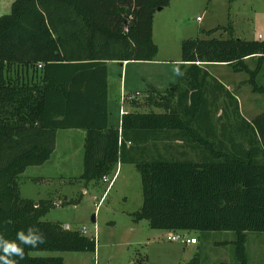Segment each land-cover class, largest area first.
I'll return each instance as SVG.
<instances>
[{"label": "trees", "instance_id": "16d2710c", "mask_svg": "<svg viewBox=\"0 0 264 264\" xmlns=\"http://www.w3.org/2000/svg\"><path fill=\"white\" fill-rule=\"evenodd\" d=\"M168 5L15 0L0 16V233L15 239L35 226L46 238L25 248L20 264H64L32 252H95L94 238L41 220L52 201L20 196L21 175L45 164L56 133L66 130L85 133L79 176L85 187L118 164H132L143 198L130 215L134 222L174 233L232 232L236 264H248L247 233H264V112L247 121L234 94L207 68L245 74L251 91L264 96V41L238 39L232 26L204 32H226L222 39L183 40L179 83L165 92L148 87L142 95L144 104L163 112L125 113L120 129L108 123L107 63L154 61L153 18ZM185 264H202L200 255Z\"/></svg>", "mask_w": 264, "mask_h": 264}, {"label": "rangeland", "instance_id": "374dc122", "mask_svg": "<svg viewBox=\"0 0 264 264\" xmlns=\"http://www.w3.org/2000/svg\"><path fill=\"white\" fill-rule=\"evenodd\" d=\"M262 18L264 0H169V5L161 11L157 10L153 18L152 40L158 47L155 60L148 64L131 63L123 72L120 64L108 66L112 112L120 107L115 101L118 97L120 99V74L127 84L126 91H131L133 95L137 91L143 94L144 89L150 86L165 92L179 83L180 76L176 75L175 69L181 60L183 40L222 39L226 37V32L219 31L210 37L204 32L229 26L233 27L238 39L252 37V32L253 37H257L264 32ZM207 71L230 86L239 111L247 121L264 112V96L251 94L250 87H241L239 81L242 74H235L222 65L208 67ZM142 94L136 97V102L141 105L136 108L137 113L148 111ZM218 103L221 106L223 99H219ZM128 109L132 108L129 106ZM153 111L156 113L158 110ZM66 134L59 131L55 159L41 168L30 167L21 175L18 180L20 196L35 202L52 201L55 206L41 220L68 225V229L81 233L86 230L83 235L96 241L95 252H32V257H58L63 259L64 264H185L199 254L202 264H236L232 245L235 236L232 232H209L204 235L180 232L199 240L198 246L185 249L180 242L167 240L168 236L180 233L153 230L147 221L134 222L129 213L140 209L142 191L140 176L136 171H130L132 166L123 168L124 176L106 193L108 184L102 180L85 187L76 174L77 168L82 172L81 162L76 159L77 153L71 160L67 158L69 152L77 151V140L69 139ZM57 175L67 177L59 178ZM92 216L94 223L91 222ZM246 250L248 264H264V233H247Z\"/></svg>", "mask_w": 264, "mask_h": 264}, {"label": "crops", "instance_id": "0c3cea01", "mask_svg": "<svg viewBox=\"0 0 264 264\" xmlns=\"http://www.w3.org/2000/svg\"><path fill=\"white\" fill-rule=\"evenodd\" d=\"M15 0H0V16L2 15V14H8L9 13V11H10V7H11V4L14 2ZM261 22L262 23H264V18H262L261 19ZM262 25H264V24H262ZM234 30V29H233ZM262 30H264V29H262ZM252 32V31H251ZM247 34H250V32L249 31H247ZM233 35L234 36H236L235 35V30H234V33H233ZM252 37H248L247 39H244V40H259V41H264V32H261V33H259V35H257V37H253L254 35H253V32H252V35H251ZM237 37V36H236ZM223 38V37H222ZM225 38V37H224ZM241 39V38H240ZM247 62H248V64H249V66L251 67V68H253V66H254V63H255V58H250V59H247ZM111 64H117V63H114V62H108L107 63V75H108V66L109 65H111ZM129 64H131V63H126V62H124L122 65H120V67H121V70H122V72L124 71V68H125V70L127 69V67H128V65ZM137 64H145V63H137ZM148 64V63H147ZM211 67V66H210ZM223 67H226V66H223ZM226 68H228V67H226ZM219 80V79H218ZM246 80H247V76L245 75V74H242L241 76H240V81H239V83H240V85H241V87H244V88H247V87H250L249 85H246L245 84V82H246ZM219 81H221V80H219ZM260 82H264V78H261V80H259ZM222 82V81H221ZM224 84V83H223ZM224 86H225V88L226 89H228L229 91H230V86L229 85H227V84H224ZM151 87V86H150ZM240 87V88H241ZM126 88H127V84H126V82H125V79L122 77V75L120 74V81H119V96H121L122 94L123 95H133V93L131 92V91H126ZM148 88V87H147ZM147 88L146 89H144V91H143V94L146 92V90H147ZM157 87H155L154 89L155 90H157V91H159V92H162V90H158V89H156ZM107 89H108V100H107V109H108V123H109V126H111V127H113V128H117V129H120V125H121V116L123 115V114H125V113H133V112H136V107L131 103V101H128V100H120L119 99V97L118 98H116L115 99V101H117V102H119V104H120V107H118V110L117 111H114V113L112 112V109H111V102H112V100H111V98H110V96H109V83H108V78H107ZM251 89V88H250ZM166 91V90H165ZM250 91V93L251 94H255V93H253L251 90H249ZM139 94V96H141V94L142 93H139L138 91L137 92H135L134 94ZM142 94V95H143ZM119 100V101H118ZM129 104V105H128ZM131 107L132 109L130 110V109H128V107ZM142 109H144V107H142ZM154 109H156V110H158L156 113H162L163 111L161 110V109H158V108H156L155 106H151V107H148V111H152V112H154L153 110ZM145 110V109H144ZM65 133H67L66 135H67V137H69V139H71V140H73V139H75L76 138V140H77V143H78V147H77V151H72V152H69V155L67 156V158L69 159V157H70V160L72 159V157H73V155L75 154V153H77V157H76V159H78L81 163H80V166H81V170H82V153H83V146H84V137H85V133H84V131H81V130H66V131H64ZM58 136H59V131L56 133V138H55V149H54V151H53V153H52V155H51V157H50V159L45 163V164H43L42 166H37V167H39V168H41V167H43L44 165H46L47 163H49L52 159H55V158H53L54 157V155H55V152H56V141H57V138H58ZM161 144V143H160ZM162 145V144H161ZM160 150H162V146H160ZM161 153H163V155H165V156H167V154H165V152H161ZM75 161V160H74ZM71 163H73V161L71 162ZM79 165H77V167H78ZM125 166H132L133 167V169L132 170H130V171H132V173H134L135 171L137 172V170H136V168H135V166L134 165H126V164H118L117 166H116V168H115V170H114V173L113 174H111L108 178L109 179H112L114 176H115V180H114V182H113V184H112V186H114V184H116V182L118 181V179H120V178H122L123 176H124V174H123V168L125 167ZM72 168H73V166H72V164H71V169L70 170H72ZM79 171V169L77 168L76 169V174L78 175V176H80V174L82 173V172H80ZM71 173V172H70ZM138 173V172H137ZM139 174V173H138ZM23 175V174H22ZM132 175V174H131ZM57 176H60L59 178H65V177H67V176H61V175H57ZM140 176V175H139ZM132 177L134 178V179H136V176H134V174L132 175ZM95 182V181H94ZM92 183V182H91ZM140 183H141V179H140ZM90 183H88V185H89ZM88 185H87V187H88ZM111 186V187H112ZM110 187V188H111ZM110 188H108V186H107V188L105 189V193L108 191V190H110ZM20 190V189H19ZM141 191H142V188H141ZM105 193H104V195H105ZM103 195V196H104ZM143 199V198H142ZM142 205V204H141ZM141 208V207H140ZM132 213H134V212H132ZM132 213H129V216L132 214ZM131 217V216H130ZM66 226V225H65ZM68 226V225H67ZM64 227V226H63ZM84 230V229H83ZM82 230V231H83ZM183 235H185V236H187L188 237V235H186V234H183ZM203 237H205V236H203ZM188 238H193V237H188ZM199 245V240H198V243L197 244H195V245H183V248H189V247H193V246H198Z\"/></svg>", "mask_w": 264, "mask_h": 264}, {"label": "clouds", "instance_id": "9594fccd", "mask_svg": "<svg viewBox=\"0 0 264 264\" xmlns=\"http://www.w3.org/2000/svg\"><path fill=\"white\" fill-rule=\"evenodd\" d=\"M175 73L178 76L184 75L179 66L176 67ZM44 243L46 238L43 232L35 226L18 231L15 239H7L0 233V264H20V261L25 259V248H38Z\"/></svg>", "mask_w": 264, "mask_h": 264}, {"label": "built area", "instance_id": "2783aa9c", "mask_svg": "<svg viewBox=\"0 0 264 264\" xmlns=\"http://www.w3.org/2000/svg\"><path fill=\"white\" fill-rule=\"evenodd\" d=\"M139 94H135V95H121L120 96V99L123 101V100H128V101H133L136 99V97L138 96ZM115 180V176L112 178V179H109L108 177H103L102 181L104 183H107L108 184V188H110L113 184ZM99 205V204H98ZM97 205V206H98ZM66 229L67 226H66ZM86 230H83L82 233H85ZM167 240L168 241H172V242H180L182 245H195L198 243V240L197 238L193 237V238H188L187 236L183 235L180 233V235H177V236H168L167 237Z\"/></svg>", "mask_w": 264, "mask_h": 264}, {"label": "water", "instance_id": "95a60500", "mask_svg": "<svg viewBox=\"0 0 264 264\" xmlns=\"http://www.w3.org/2000/svg\"><path fill=\"white\" fill-rule=\"evenodd\" d=\"M161 10H162L161 8L158 9V11H161ZM91 222H93V223L95 222V218H94V216H92V220H91ZM64 228L66 229V226H64Z\"/></svg>", "mask_w": 264, "mask_h": 264}]
</instances>
